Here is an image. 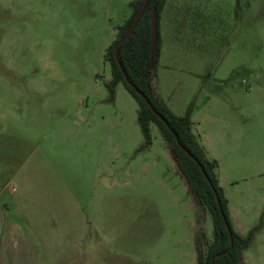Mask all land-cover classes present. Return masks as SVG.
<instances>
[{
  "label": "rangeland",
  "instance_id": "1",
  "mask_svg": "<svg viewBox=\"0 0 264 264\" xmlns=\"http://www.w3.org/2000/svg\"><path fill=\"white\" fill-rule=\"evenodd\" d=\"M133 1L0 0V207L31 236L3 231L0 264H198L213 241L159 128L146 145L138 102L109 88ZM169 2L203 74L169 84V105L218 161L242 264H264V0Z\"/></svg>",
  "mask_w": 264,
  "mask_h": 264
},
{
  "label": "trees",
  "instance_id": "2",
  "mask_svg": "<svg viewBox=\"0 0 264 264\" xmlns=\"http://www.w3.org/2000/svg\"><path fill=\"white\" fill-rule=\"evenodd\" d=\"M143 1L136 0L130 4L133 10L132 16L122 27L118 28L117 38L107 51L106 60L110 63L112 73L109 88L113 92L114 88L122 83L138 102V122L145 137L146 145H150L152 141L151 126L156 125L159 128L174 153L175 161L187 180L197 202L212 216L214 239L211 243H206V252L203 251L200 245L198 246V264H240L241 252L248 247L250 239L241 237L233 228L229 212V200L225 197L217 174L219 164L216 160L205 158L202 148L192 134L189 120L173 115L168 107L157 98L153 89L154 71L159 48H157L152 57L151 19L154 8L158 11L159 19L164 0H149L134 31L118 48V57L126 73L128 83L115 58L114 49L120 44L131 27L142 7ZM134 87L148 99L156 112L164 117L171 131L178 136L179 144L175 141L172 132L150 110L144 98L135 92ZM181 147L187 149L194 158L186 154ZM199 164L204 167L208 178L201 172ZM216 196L219 198L225 220L222 217ZM226 223L228 226H226Z\"/></svg>",
  "mask_w": 264,
  "mask_h": 264
},
{
  "label": "crops",
  "instance_id": "3",
  "mask_svg": "<svg viewBox=\"0 0 264 264\" xmlns=\"http://www.w3.org/2000/svg\"><path fill=\"white\" fill-rule=\"evenodd\" d=\"M158 22L159 35L157 48H159V55L154 71L153 89L157 98L168 107V109L173 115L178 118H184L181 115H178L174 107L169 105L171 104V95L168 85L183 82L184 78L185 82L188 81V78L192 79L193 82L196 84L195 87H199L202 85L203 74H201L198 70L195 69V65L193 66V64L191 63V59L189 58L187 53V48L189 47L192 39L197 37L198 40L199 33L196 32V25L193 23V21L190 20L188 16L182 13V11H175L174 9H172V4H170L169 0H164V5L160 12ZM166 70L170 71V73L172 74L171 79H169V81L166 80L163 76V73ZM178 70H180L181 72L186 71L185 73H188V75L183 74L180 77L178 74H176ZM189 122L191 124L192 129V122L190 120ZM192 134L194 135L193 132ZM194 137L202 148L205 158L211 160L208 158V150L202 145V143L197 140L195 135ZM22 213L23 215L25 214L24 212ZM25 216L27 215L25 214ZM27 226L28 225L20 226V224H16L12 221L6 222V212L4 208L0 207V236H2L4 231L7 240L11 243L17 240L30 241L29 237L31 236L26 232L30 229V227L27 230ZM40 227L41 226L39 225L34 228V231L37 233V236L41 235ZM67 237L71 238V235H67ZM40 239H42V237ZM240 264H242V254L240 257Z\"/></svg>",
  "mask_w": 264,
  "mask_h": 264
},
{
  "label": "water",
  "instance_id": "4",
  "mask_svg": "<svg viewBox=\"0 0 264 264\" xmlns=\"http://www.w3.org/2000/svg\"><path fill=\"white\" fill-rule=\"evenodd\" d=\"M148 2H149V0H144V1H143L142 7H141L139 13L137 14V16L135 17L134 22L132 23L131 27H130V28L128 29V31L126 32V34H125V36L123 37V39L121 40L120 44L117 45V46L115 47V49H114L115 58H116V60H117V63L119 64L120 70H121V72H122V74H123L125 80L127 81V83H128V79H127L126 73H125V71H124V69H123V67H122V65H121V63H120L119 57H118V48H119V46H120L122 43H124V42L128 39V37H129V36L131 35V33L134 31V29H135V27L137 26V23L139 22V20H140L142 14H143V12H144V10H145V8H146ZM151 29H152V50H151V55H152V57H153V55L155 54V52H156V50H157V47H158V11H157L156 8H154L153 11H152ZM134 90H135V92H136L138 95H141V96L144 98V100H145L147 106L150 108V110H151L154 114H156V116H157V117H158V118H159V119H160V120L166 125V127L171 131V128H170V126L168 125L167 121L164 119V117H163L162 115H160L159 113L156 112V110L154 109L153 105L148 101V99H147L144 95H142V94L139 92V90H138L137 88L134 87ZM171 132H172V134H173V137H174L175 141L177 142V144H179L178 136H177L173 131H171ZM181 149H182L186 154H188L191 158H194L193 155H191L187 149H185V148H183V147H181ZM173 156H174V153H173ZM174 158H175V156H174ZM195 160H196V159H195ZM199 167H200V170H201V172L203 173V175H204L206 178H208L207 173H206L204 167H203L202 165H200V164H199ZM216 199H217V202H218V204H219V208H220V211H221L222 217H223V219L225 220V217H224L223 212H222V208H221V206H220V201H219L218 196H216ZM226 226H228L227 223H226Z\"/></svg>",
  "mask_w": 264,
  "mask_h": 264
}]
</instances>
